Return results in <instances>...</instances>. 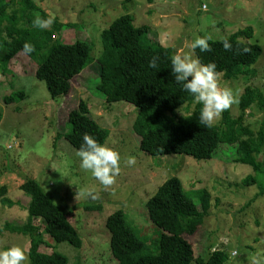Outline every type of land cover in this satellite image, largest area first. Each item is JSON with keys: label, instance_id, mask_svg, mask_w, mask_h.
<instances>
[{"label": "rangeland", "instance_id": "rangeland-1", "mask_svg": "<svg viewBox=\"0 0 264 264\" xmlns=\"http://www.w3.org/2000/svg\"><path fill=\"white\" fill-rule=\"evenodd\" d=\"M31 1L46 18L49 14L53 16L51 26L43 30L50 31L55 22L66 26L75 23L74 28L54 33L52 41L71 44L83 40L91 44L92 59H97L102 51L101 31L124 14L132 16L135 27L150 30L147 39L170 47L173 52L180 48L189 52L185 44L194 36L221 40L251 27L253 36L247 42L263 50L252 67L256 71L254 76L235 81L219 76L218 84L231 88L237 98L246 86L264 90V0ZM12 12L7 10L9 14ZM41 50L42 47L37 51V59L32 56L28 59L22 75L16 60L7 66L10 73L0 77V189L5 188L0 194V249L19 246L28 257V237L10 233L5 226L26 223L29 198L19 186L33 180L65 213L82 240L78 249L66 242L53 243L44 236L40 252L59 253L66 257L67 264H118L111 256L105 222L120 210L126 225L145 243L146 251L156 254L161 231L149 221L145 205L165 180L176 177L193 201L201 190L210 194L211 207L203 225L194 235L186 237L195 258L206 259L211 252L223 250L229 257L225 264H252L253 258L264 261V195L256 196L255 185L242 184L253 171L232 162L233 146L222 145L206 161L179 155L150 157L139 150L132 130L135 108L126 103L105 104L96 91L99 68L93 69L94 62L90 72H83L73 81L65 98L52 100L45 84L34 76ZM15 92L24 93V98L5 106L2 98ZM80 101L87 104L91 118L109 132L104 145L120 156V173L110 186L100 185L90 173L80 169L75 149L63 136L70 129L66 114ZM226 111L231 119H236L240 114L238 103ZM221 120L222 113L213 125H220ZM262 120L263 115L251 109L241 124L257 132ZM130 157L134 159L131 165ZM263 159L264 154L259 161ZM81 189H88L91 195L81 197L78 194ZM33 224L39 222L35 220ZM233 250L237 252L235 257L230 255Z\"/></svg>", "mask_w": 264, "mask_h": 264}, {"label": "trees", "instance_id": "trees-1", "mask_svg": "<svg viewBox=\"0 0 264 264\" xmlns=\"http://www.w3.org/2000/svg\"><path fill=\"white\" fill-rule=\"evenodd\" d=\"M7 10L14 13L9 14ZM37 15L46 18L31 0H0V77L10 73L7 66L16 60L22 75L25 63L31 56L37 59V51L42 47L34 76L45 84L54 100L65 98L73 81L83 72H90L94 62L93 69L99 68L96 91L103 96L105 104L126 103L135 108L132 130L141 152L150 157L179 155L206 161L211 160L222 145L233 146L232 162L253 171L242 184L255 185L256 196L264 195V182L261 181L264 159L259 161L264 154V90L246 86L238 98L239 116L231 119L224 111L220 125L205 127L198 118L200 105L193 107L190 96L172 80L169 63L174 53L172 48L147 39L150 30L145 26L135 27L132 16H119L101 31L102 51L97 59H92L91 44L83 40L71 44L58 39L52 41L54 33L74 28L75 23L66 26L55 22L51 30L46 31L33 26ZM252 36L253 29L246 27L225 37L232 46L229 50L222 48L221 40H209L211 50L201 53L197 49L195 55L202 64L215 63L219 76L226 81L239 77L248 79L254 76L256 71L252 67L263 53L259 45L247 42ZM26 42L33 48L27 55L22 51ZM153 58L157 67L150 69L148 61ZM23 98L24 93L15 92L4 96L2 101L8 106ZM251 109L263 115L257 132L241 124L243 116ZM1 117L0 113V120ZM66 123L70 129L63 136L74 149L80 147L83 134L100 144H104L109 134L91 118L87 104L82 101L67 112ZM19 189L29 198L26 223L6 224L5 228L10 233L28 237L30 264H67L63 255L54 251L45 254L39 252V248L47 236L53 243L66 242L79 249L82 240L78 232L37 182L27 180ZM184 191L180 180L172 177L146 202L149 221L161 231L156 254L146 251L145 243L126 225L122 211L108 216L105 225L110 236V252L118 264H225L228 261V254L223 250L211 252L206 259L194 257L186 237L194 235L203 225L211 207L210 194L201 190L193 201ZM4 192L2 187L0 194ZM35 220L39 224H33Z\"/></svg>", "mask_w": 264, "mask_h": 264}, {"label": "clouds", "instance_id": "clouds-1", "mask_svg": "<svg viewBox=\"0 0 264 264\" xmlns=\"http://www.w3.org/2000/svg\"><path fill=\"white\" fill-rule=\"evenodd\" d=\"M32 23L37 28H48L53 23V16L49 14L47 18L42 19L37 15ZM209 39L211 37L207 35L194 36L190 42L185 44V47L190 50L189 52H185L183 48L177 49L169 60L173 82L182 92L190 96L193 107L197 104L200 105L198 118L205 127L213 126V121L218 120L222 112L238 103V98L231 88L219 86V73L216 71V64L212 62L202 64L195 55L197 49L201 53L211 50ZM220 42L226 51L232 47L226 38H221ZM22 51L26 55L31 53L32 45L24 43ZM156 67L155 58L148 61V68L155 69ZM81 140L80 147L74 150L79 160L80 169L90 173L91 177L100 185H112L115 177L120 173L118 152L104 144L97 143L88 134H83ZM133 163L134 159L130 157L128 164ZM78 194L83 198H88L91 195L88 189H81ZM230 255L235 257L237 252L233 250ZM0 264H30V261L21 247L11 246L0 249ZM252 264H264V261L253 258Z\"/></svg>", "mask_w": 264, "mask_h": 264}, {"label": "bare ground", "instance_id": "bare-ground-1", "mask_svg": "<svg viewBox=\"0 0 264 264\" xmlns=\"http://www.w3.org/2000/svg\"><path fill=\"white\" fill-rule=\"evenodd\" d=\"M214 252V251H213Z\"/></svg>", "mask_w": 264, "mask_h": 264}]
</instances>
